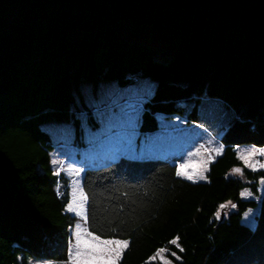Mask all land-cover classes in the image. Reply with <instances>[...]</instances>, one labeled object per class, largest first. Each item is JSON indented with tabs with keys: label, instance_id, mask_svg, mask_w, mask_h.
I'll return each mask as SVG.
<instances>
[{
	"label": "trees",
	"instance_id": "1",
	"mask_svg": "<svg viewBox=\"0 0 264 264\" xmlns=\"http://www.w3.org/2000/svg\"><path fill=\"white\" fill-rule=\"evenodd\" d=\"M10 1L17 0H0V8ZM19 1L32 16L19 12L0 30V264L69 259L77 217L66 209L68 180L53 171L44 123L72 122L78 140L79 111L97 125L81 82L96 89L142 77L154 86L139 132L157 130L159 113L179 115L210 132L224 153L209 164L207 181L177 176L178 157L119 156L86 168L87 229L128 241L118 264H162L150 259L163 247L177 264H264V169H249L236 151L264 147V0ZM74 1L80 14L72 23ZM126 20L134 33L149 24L166 47L122 34ZM246 187L259 203L241 197ZM228 201L235 208L217 217ZM256 206L255 223H243ZM176 237L183 251L171 244Z\"/></svg>",
	"mask_w": 264,
	"mask_h": 264
},
{
	"label": "rangeland",
	"instance_id": "2",
	"mask_svg": "<svg viewBox=\"0 0 264 264\" xmlns=\"http://www.w3.org/2000/svg\"><path fill=\"white\" fill-rule=\"evenodd\" d=\"M55 6H58L57 2ZM39 8L47 9L46 6L40 5ZM19 12L24 17H30L32 16L33 10L30 5L23 7V4L19 0L10 1L4 7L0 8V30L10 21L18 18L17 13ZM70 12L72 14L71 22L75 23L80 14L79 1L71 3ZM119 25L121 33L130 38L135 37L139 41L150 43L159 51L166 47L165 40L162 37L154 35L149 24H144L139 33L132 31L130 23L127 20L121 21ZM157 55L159 56L160 54ZM111 82L113 81H101L98 83L96 89L93 88L91 82L80 83L83 95L97 125L94 126L88 121V113L84 110L79 111L77 116L81 119L82 136L78 140H75L74 125L72 122L50 120L44 123V128L51 134L54 146V149L50 152L51 166L56 174H62L67 178L70 199L66 209L77 218L71 228L72 242L70 245L69 259L67 261L29 257V264H83V261L88 259L87 255L81 257H74L73 255L77 247L84 253L89 251L82 243L77 245V240L80 239L92 240L96 244L104 240L126 241L116 238H101L87 229V199H85L86 194L82 188V175L86 166H88L87 163H90L91 167H96L98 162L104 164L106 160L103 158L105 156L109 157L108 153H110L115 159L119 156L132 158L160 157L169 159L178 157V160L175 161L177 170L181 163L205 165L206 162L208 169L209 164L217 157L215 151L212 150L222 144L205 128L197 123L188 122L179 115L168 116L159 113L157 114L159 124L157 130L149 133H141L138 131V121L143 110L144 102L151 96L153 91L154 85L149 78L142 77L135 84L125 86H120L117 82H113L114 84ZM112 88H115L116 91ZM251 148L264 149V147H257L251 144H242L236 147V151ZM205 149H208V151ZM210 157H212L211 160L209 159ZM202 158L203 160L199 162ZM53 161H57L58 163L54 164ZM257 161L259 163H256ZM251 162L255 163L256 167L253 169L252 167L246 166L249 169L254 171L264 169L259 166L260 164H264V156H260L257 153V155L251 158ZM187 171L192 173L197 170L189 168ZM207 172L208 170L204 172L206 176ZM235 175L242 177L241 174ZM194 179L195 182L201 181L198 179V176ZM203 181H207V179ZM258 189L260 194L264 192V178L260 179ZM241 197L244 199L254 198L258 203L260 200V197L254 196L247 187L242 189ZM69 205H72V208L76 211L69 210ZM223 205L225 207L220 208L218 211L220 213L219 217L223 214H228V212L235 208L234 203L231 201ZM257 212L258 206L248 208L243 213L242 222L247 225H252ZM78 226L80 229V237L75 236ZM93 238L98 239L93 240ZM104 247L111 248L115 246L108 245ZM162 249L164 251L160 253V256L165 257L167 261H170V264H177L176 260H179L180 257L177 254L176 256H172L171 253L173 251L168 248L163 247ZM105 255L116 258L114 253H105ZM160 256H156L155 260H150L162 263ZM120 257L121 255L119 258H116L117 264Z\"/></svg>",
	"mask_w": 264,
	"mask_h": 264
},
{
	"label": "snow or ice",
	"instance_id": "3",
	"mask_svg": "<svg viewBox=\"0 0 264 264\" xmlns=\"http://www.w3.org/2000/svg\"><path fill=\"white\" fill-rule=\"evenodd\" d=\"M205 150L208 151V149H205ZM212 151H215L216 156H221L224 153V147L223 145H219L217 148L213 149ZM257 153L260 156H264V149L251 148V149H246V150H238L237 155H238V159L243 161L246 166H249L255 169L256 164L251 162V158L257 155ZM209 159L211 160L212 157H210ZM53 163L55 164L58 162L53 161ZM256 163H259V161H257ZM206 164L207 162L205 163V165L181 163L175 174L177 176L186 177L189 181H194V182H195L194 178L198 176V179L203 181L207 179V176L204 174V172L208 170ZM259 166L260 168H264V164H260ZM189 168H194L197 171L189 173L187 171ZM200 169H203V170H200ZM232 174L242 175L243 169L241 167H234L232 169ZM220 207L224 208L225 205H221ZM69 210L76 211L74 208H72V205H69ZM217 216L218 217L220 216L219 212L217 213ZM75 236L80 237L79 226L77 227ZM95 239H98V238H93V240ZM178 241H179V237H176L175 239L171 240V244L179 248L180 251H183V248L180 246ZM81 243L84 245L85 248L89 249V251L87 253H84L80 251L79 248L77 247V250L73 253V255L74 257H81L84 255H87L88 259L84 260L83 264H117L116 258H119V256L122 254V250L128 247L127 241H120V240H104V241H101L99 244H96L92 240H88V239L77 240V245ZM108 245H114L115 247H111V248L104 247ZM163 251L164 249H160L159 252H157L156 256H160V253ZM105 253H114L116 258H113L110 255L106 256ZM171 255L176 256V253L172 252ZM156 256H153L151 259L155 260ZM160 259L162 261V264H170V261H167L165 257L160 256Z\"/></svg>",
	"mask_w": 264,
	"mask_h": 264
},
{
	"label": "crops",
	"instance_id": "4",
	"mask_svg": "<svg viewBox=\"0 0 264 264\" xmlns=\"http://www.w3.org/2000/svg\"><path fill=\"white\" fill-rule=\"evenodd\" d=\"M113 82H114V81H113ZM113 82H111V83H113ZM113 84H114V83H113ZM152 84H153V83H152ZM116 86L119 87L118 85H116ZM117 87H116V88H117ZM112 89L115 90V88H112ZM115 91H116V90H115ZM104 147H106V145H104ZM104 147H103V148H104ZM108 154H109V157H106V156H105V157L103 158V159L106 160V162H110V161L115 160V158H114L113 155H110V153H108ZM104 155H105V154H104ZM100 159H101V158H100ZM101 164H102V162H98L97 165H101ZM87 165H88V166H86V168L91 167V164H90V163H87ZM86 168H85V169H86ZM82 177H83V175H82ZM254 223H255V219H254V222L252 223V225H253ZM126 241H127V240H126ZM127 242H128V241H127ZM161 249H162V248H161ZM159 250H160V249H159ZM159 250H158V251H159ZM158 251H157V252H158Z\"/></svg>",
	"mask_w": 264,
	"mask_h": 264
},
{
	"label": "water",
	"instance_id": "5",
	"mask_svg": "<svg viewBox=\"0 0 264 264\" xmlns=\"http://www.w3.org/2000/svg\"><path fill=\"white\" fill-rule=\"evenodd\" d=\"M236 1L241 2L242 0H236Z\"/></svg>",
	"mask_w": 264,
	"mask_h": 264
}]
</instances>
